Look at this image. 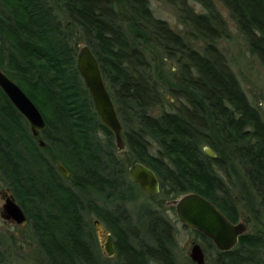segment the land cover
<instances>
[{"label":"trees","instance_id":"obj_1","mask_svg":"<svg viewBox=\"0 0 264 264\" xmlns=\"http://www.w3.org/2000/svg\"><path fill=\"white\" fill-rule=\"evenodd\" d=\"M165 1L177 8L190 37L205 43L202 49L157 17L150 0H0V68L47 123L34 136L0 88V183L12 190L27 221L33 218V237L47 264L100 262L90 213L114 233L125 264H178L174 225L164 213L145 210L141 235L145 226L132 224L121 207L144 191L126 165L138 161L157 173L160 196L199 193L237 223L238 198L221 174L233 159L264 211V118L219 47L231 37L228 21L215 0H193L202 10L191 0ZM219 1L264 66V0ZM83 43L97 56L120 116L122 155L79 71ZM157 54L176 67L166 86ZM109 200L121 204L108 211ZM194 231L215 251L206 264H264V230L245 233L231 251H219ZM9 250L0 239V264H15Z\"/></svg>","mask_w":264,"mask_h":264},{"label":"rangeland","instance_id":"obj_2","mask_svg":"<svg viewBox=\"0 0 264 264\" xmlns=\"http://www.w3.org/2000/svg\"><path fill=\"white\" fill-rule=\"evenodd\" d=\"M215 2L219 11L222 12L228 21L231 33L230 38L220 40L219 47L227 57L231 69L239 78L250 102L260 111L264 118V66L256 56L250 53L248 43L239 32L235 21L231 17L230 11L219 0H215ZM150 4L157 17L168 21L170 26L175 31L182 34L192 47L202 49L205 43L196 41L190 37L191 30L179 20V13L175 6L165 0H150ZM190 4L198 10H202V5L193 0L190 1ZM157 59L158 74L160 75L161 82L166 86L173 78L172 71H174L176 67L170 60L161 54H157ZM102 138L105 139V135L102 134ZM115 141L114 139V143ZM115 151L117 152L116 148ZM125 160H127V158H122L121 161L125 164ZM226 162L227 173L225 174L221 171V174L225 176L226 180L229 178L234 187V194L238 198L239 211L241 214L239 222H245L251 231L264 230V211L260 206L259 197L251 184L244 181V179L247 180V177L238 162L233 159H228ZM132 164L126 165L130 168ZM7 190L14 195L6 183H0V239L9 247V253L12 256L11 259L15 264H47L37 246L35 237H33V218H29L31 220L18 225L2 217L1 210L5 203L4 192ZM180 196L181 195L176 197H162L158 195L156 197H150L145 191H141L136 197L124 203L121 207L125 208L126 212L130 215L132 224H138L141 228L147 225L146 217L142 215L145 210L153 209L162 211L174 225L176 246L173 252H175L178 264L195 263L190 257L194 242L200 243L206 254V263H210L215 254L214 249L209 248L208 244L194 231V229L183 224L177 218L176 207L172 201ZM92 197L94 198L93 195ZM94 199L97 198L95 197ZM102 199H104V197H102ZM107 204L109 208L106 209L109 211L121 203L117 202V200H109ZM88 219L91 225L97 220L100 222L97 215L94 213H90ZM145 228L146 226L140 231L141 235L145 234ZM108 232H110L109 227L103 222H100L94 231L100 262L97 259L93 264H125V261H122L117 253L113 257H108L106 255L104 246L107 241L106 234ZM151 264H157V262L154 261Z\"/></svg>","mask_w":264,"mask_h":264},{"label":"water","instance_id":"obj_3","mask_svg":"<svg viewBox=\"0 0 264 264\" xmlns=\"http://www.w3.org/2000/svg\"><path fill=\"white\" fill-rule=\"evenodd\" d=\"M77 65L92 94L95 109L102 123L113 132L118 154L122 155L127 151L122 134L123 125L115 102L108 91L99 60L87 43L79 47ZM0 88L25 117L34 136H38L46 129L47 123L39 107L24 89L1 68ZM40 144L41 146L46 145L43 140H40ZM205 151L212 157L216 156L210 147H205ZM58 168L66 177L71 176V172L63 163L59 162ZM129 175L150 197H155L160 193L159 177L146 164L139 161L133 163L129 168ZM4 197L2 217L18 225L24 224L27 221V214L15 196L7 190L4 192ZM172 203L176 207L178 220L211 239L219 251L233 250L238 245L240 237L248 232L249 227L245 222H232L219 207L199 193L182 194ZM98 222L97 220L96 223ZM106 237L105 253L111 257L115 254L114 236L109 233ZM190 257L196 264H206V254L200 243H193Z\"/></svg>","mask_w":264,"mask_h":264},{"label":"flooded vegetation","instance_id":"obj_4","mask_svg":"<svg viewBox=\"0 0 264 264\" xmlns=\"http://www.w3.org/2000/svg\"><path fill=\"white\" fill-rule=\"evenodd\" d=\"M67 178H68V177H67ZM158 195H159V194H158ZM158 195H157V196H158ZM155 197H156V196H155ZM99 224H100V222H98V223L95 222V226H96V227H98ZM109 230H110V229H109ZM248 232H252V231L248 228ZM248 232H247V233H248ZM109 233H111V234L114 236V248H115V254H116V253L118 254V251H119V250H118L117 239H116L114 233H113L111 230H110V232H108V233L106 234V236H107ZM239 241H240V240H239ZM238 244H239V243H238ZM115 254H114V255H115ZM108 257H109V256H108ZM111 257H113V256H111Z\"/></svg>","mask_w":264,"mask_h":264},{"label":"bare ground","instance_id":"obj_5","mask_svg":"<svg viewBox=\"0 0 264 264\" xmlns=\"http://www.w3.org/2000/svg\"><path fill=\"white\" fill-rule=\"evenodd\" d=\"M39 136V135H38ZM40 140H42V139H40ZM40 140H39V142H40Z\"/></svg>","mask_w":264,"mask_h":264}]
</instances>
